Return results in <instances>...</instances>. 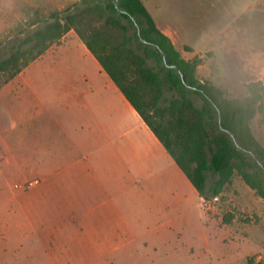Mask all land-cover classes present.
Masks as SVG:
<instances>
[{"label": "crops", "instance_id": "obj_1", "mask_svg": "<svg viewBox=\"0 0 264 264\" xmlns=\"http://www.w3.org/2000/svg\"><path fill=\"white\" fill-rule=\"evenodd\" d=\"M155 23L174 45L180 40ZM195 57L200 51L184 58ZM36 63L46 93L33 89V97L6 105L21 127L11 125L0 149L11 155L5 164L21 167L22 184L7 181L0 190L2 252L21 253L20 237L53 264H103L136 256L149 245L145 234L162 238L205 219L204 198L73 29L20 73Z\"/></svg>", "mask_w": 264, "mask_h": 264}, {"label": "rangeland", "instance_id": "obj_2", "mask_svg": "<svg viewBox=\"0 0 264 264\" xmlns=\"http://www.w3.org/2000/svg\"><path fill=\"white\" fill-rule=\"evenodd\" d=\"M78 1L61 4L58 0H0V60L15 51L21 38L44 27L51 20L52 13L65 9L75 12ZM143 2L160 26L166 24L176 32L180 40L176 39L174 46L183 57L194 50L200 51L201 64L197 77L210 80L225 92L227 98H245V85L250 81L260 80L264 84V0ZM81 17L77 27L85 34L94 29L115 35L114 31L104 27L103 20L97 15L86 13ZM28 47L30 45L24 49ZM30 56L27 55L28 58ZM149 64L154 65V62L150 60ZM9 75V71L0 72V85ZM43 75L40 63L33 64L0 91V132H3L0 133V139L10 137L8 133L13 123L21 127L18 112L8 110L6 105L21 103L22 97H33V89L40 95L45 94L44 90L40 92L37 85ZM134 77L135 74L130 73L129 79ZM30 82L34 83L32 90L28 86ZM154 94V91L147 89L145 97L151 99ZM162 97L158 105L163 107L175 95L164 86ZM190 98L197 107L201 105L198 96L191 94ZM251 128L255 138L264 147V126L260 125L258 116L252 120ZM6 158H11V155L1 147L0 190L7 181L22 184L21 167L5 164ZM10 162L13 163V160L10 159ZM206 175V188H209L218 176L211 172H206ZM217 197L216 201L215 197H211L209 202L204 199V220L195 219L183 231L162 238L156 232L145 234V230H138L139 235L145 234L142 239L148 242L147 247H139L136 256L130 255L123 260L116 258L103 264H247V257L251 256L256 261H264L263 200L236 173ZM227 214L234 217L229 224L223 222ZM18 240L24 248L19 254H15L11 247L9 251L2 252L6 248L0 246V264L55 263L40 251L39 246L32 245L33 240L26 241L20 237ZM29 245L32 247L29 248ZM34 248L37 250L28 260V251L32 252ZM51 251L53 254L54 247ZM13 257L17 259L7 263V259ZM74 264L85 263L76 260Z\"/></svg>", "mask_w": 264, "mask_h": 264}, {"label": "trees", "instance_id": "obj_3", "mask_svg": "<svg viewBox=\"0 0 264 264\" xmlns=\"http://www.w3.org/2000/svg\"><path fill=\"white\" fill-rule=\"evenodd\" d=\"M76 5L75 12L52 13L44 27L21 38L15 51L0 60V72H10L4 83L73 29L200 196L210 200L219 195L236 173L264 202V147L251 128L256 116L264 126L262 81L247 83L243 99L227 98L210 80L197 77L201 59H185L157 28L142 0H79ZM86 13L97 15L115 35L94 29L85 34L77 25ZM26 45L30 47L24 49ZM130 73L135 77L129 79ZM164 86L175 97L162 107L158 103ZM147 89L155 92L151 99L145 97ZM191 94L201 99L199 107ZM206 172L218 176L209 188ZM233 218L227 214L223 222ZM247 264L264 261L251 256Z\"/></svg>", "mask_w": 264, "mask_h": 264}, {"label": "built area", "instance_id": "obj_4", "mask_svg": "<svg viewBox=\"0 0 264 264\" xmlns=\"http://www.w3.org/2000/svg\"><path fill=\"white\" fill-rule=\"evenodd\" d=\"M214 197H215L214 200L216 201L218 199V197L217 196H214ZM210 200H207V202H209Z\"/></svg>", "mask_w": 264, "mask_h": 264}]
</instances>
